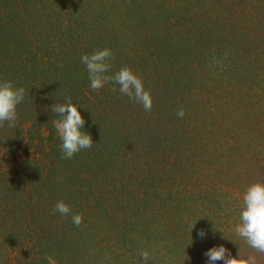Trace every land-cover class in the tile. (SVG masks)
Returning <instances> with one entry per match:
<instances>
[{
  "label": "trees",
  "instance_id": "obj_1",
  "mask_svg": "<svg viewBox=\"0 0 264 264\" xmlns=\"http://www.w3.org/2000/svg\"><path fill=\"white\" fill-rule=\"evenodd\" d=\"M105 47L150 112L90 88L81 56ZM0 80L26 92L0 128V264H207L219 245L264 264L233 231L264 182V0H0ZM68 96L94 144L63 159Z\"/></svg>",
  "mask_w": 264,
  "mask_h": 264
},
{
  "label": "clouds",
  "instance_id": "obj_2",
  "mask_svg": "<svg viewBox=\"0 0 264 264\" xmlns=\"http://www.w3.org/2000/svg\"><path fill=\"white\" fill-rule=\"evenodd\" d=\"M113 58L111 49L107 47L95 49L92 53L81 56V63L87 70L90 88L99 91L109 84L118 86L121 95L140 104L145 112H150L153 107L150 90L145 89L143 81L130 68L121 67L113 71L111 63ZM115 86L112 88L114 92L117 91ZM25 95L24 87H16L10 80H0V128H3L5 123L9 128L16 127L17 106L24 101ZM51 112L58 117L51 122L61 141L60 150L63 159H72L81 150L92 148L94 142L91 135L82 130L85 120L70 96L65 97L64 103L53 104ZM176 115L178 118H183L184 109L179 108ZM240 208L239 222L233 228L235 235L255 253L264 254V182L256 181L246 187ZM53 212L59 213L62 218L71 216L72 223L77 227L83 223L82 214L74 213L70 205L63 200L56 202ZM198 235L204 238L206 233L202 229ZM139 255L144 264H147L150 259L149 252L142 250ZM205 256L208 258L207 264H216L218 261H223V264H260L257 255H242L239 250L238 257H233L223 245L210 248L205 252ZM48 259L49 264H56L51 257Z\"/></svg>",
  "mask_w": 264,
  "mask_h": 264
},
{
  "label": "rangeland",
  "instance_id": "obj_3",
  "mask_svg": "<svg viewBox=\"0 0 264 264\" xmlns=\"http://www.w3.org/2000/svg\"><path fill=\"white\" fill-rule=\"evenodd\" d=\"M149 264H151L150 261H149Z\"/></svg>",
  "mask_w": 264,
  "mask_h": 264
}]
</instances>
